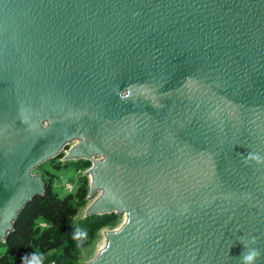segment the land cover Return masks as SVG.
<instances>
[{"label":"water","instance_id":"obj_1","mask_svg":"<svg viewBox=\"0 0 264 264\" xmlns=\"http://www.w3.org/2000/svg\"><path fill=\"white\" fill-rule=\"evenodd\" d=\"M62 155L87 264H264V0H0V243Z\"/></svg>","mask_w":264,"mask_h":264},{"label":"trees","instance_id":"obj_2","mask_svg":"<svg viewBox=\"0 0 264 264\" xmlns=\"http://www.w3.org/2000/svg\"><path fill=\"white\" fill-rule=\"evenodd\" d=\"M77 163L86 168L91 166L89 162ZM37 199V204L33 209L35 220L40 219L48 223V228L43 233V242L41 245L36 244L41 234L39 231L25 234L26 227L22 229L23 233L17 235L15 230L16 236L13 233L8 242H14L21 249L11 250L0 259V264H78V257L82 250L93 242L100 230L118 219L115 215H107L84 218L74 222L78 211L86 204L84 201L76 198L68 199L58 208L52 199L47 197V194ZM34 202L27 206L24 213L32 208ZM29 214L28 216H31L29 219L34 218ZM30 226L34 227V223ZM13 236L15 239L12 240Z\"/></svg>","mask_w":264,"mask_h":264},{"label":"rangeland","instance_id":"obj_3","mask_svg":"<svg viewBox=\"0 0 264 264\" xmlns=\"http://www.w3.org/2000/svg\"><path fill=\"white\" fill-rule=\"evenodd\" d=\"M63 156L64 155L54 160L53 162L44 164L37 171V173L43 175L48 185L46 191L47 197L52 199L53 203H55L58 208L63 205L66 200L72 198L82 200L86 203L85 206L81 208L77 213V216L74 220V222H77L85 218L86 208L91 203V201L88 200L90 191V179L85 175L86 171L90 167L86 168L77 162H63L61 160ZM35 201L36 203L34 202L35 204L31 206L32 208L27 213H24L21 219L18 221L16 231L17 235L19 233H23L24 231L22 232V229L26 227L27 229L25 230V234H31L34 231H39L41 234L39 233L40 236L36 244L41 245L44 239L43 233L45 229L48 228V223L40 219L35 220L36 216L33 209H35L34 207L36 206L38 199H36ZM28 213H30L34 217L32 218L34 220L29 219V217L31 216H28ZM70 213H72V211ZM123 221L124 218L120 217L113 221L111 225L106 226L105 228L100 230L93 242L87 248L82 250L81 254L78 257L77 263L87 264L90 260H92L96 253L104 246V232L119 228L122 225ZM33 223L34 227L30 226V224ZM15 236H13L12 240L15 239ZM41 236L43 238H41ZM6 243H0V259L4 258L11 250L19 251L21 249V247L16 245L14 242H8L7 244Z\"/></svg>","mask_w":264,"mask_h":264},{"label":"clouds","instance_id":"obj_4","mask_svg":"<svg viewBox=\"0 0 264 264\" xmlns=\"http://www.w3.org/2000/svg\"><path fill=\"white\" fill-rule=\"evenodd\" d=\"M259 255L258 252L253 251L251 254L247 255L245 259L247 261H253Z\"/></svg>","mask_w":264,"mask_h":264}]
</instances>
